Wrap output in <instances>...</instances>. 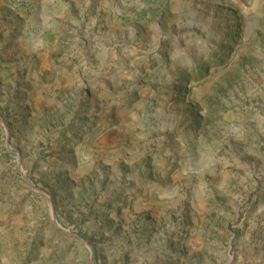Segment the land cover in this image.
I'll return each mask as SVG.
<instances>
[{"label": "rangeland", "instance_id": "374dc122", "mask_svg": "<svg viewBox=\"0 0 264 264\" xmlns=\"http://www.w3.org/2000/svg\"><path fill=\"white\" fill-rule=\"evenodd\" d=\"M0 118V264H264V0H0Z\"/></svg>", "mask_w": 264, "mask_h": 264}, {"label": "water", "instance_id": "95a60500", "mask_svg": "<svg viewBox=\"0 0 264 264\" xmlns=\"http://www.w3.org/2000/svg\"><path fill=\"white\" fill-rule=\"evenodd\" d=\"M0 122L3 124V126H4V128H5V130H6V133L8 134V130H7L6 126L4 125L3 120H2L1 118H0ZM8 148L16 153V155H17V159H18V162H19V165H20V164H21V163H20L21 158H20L19 153H18L15 149H13L10 145H8ZM20 169H21V172L23 173V175H24L26 181H27V182L33 187V189H34L36 192L42 193V194H44V195L47 197V199H48V201H49L50 209H51V214H52L53 220H54L55 224L57 225V227H58L59 229H61L62 231H64V232H66V233H68V234L74 236L75 238H77L79 241H81L82 243H84V244H85V245L91 250L92 248L90 247V245L88 244V242H86V241H85L84 239H82L81 237H79V236H77V235H75V234L70 233V231H68L67 229L63 228L62 226H60V225L58 224V221H57V219H56V217H55V214H54V208H53V204H52V201H51L50 197H49L46 193H44L42 190H40L39 188H37L36 185H35V184H34L29 178H27L26 173L23 171V169H22L21 166H20Z\"/></svg>", "mask_w": 264, "mask_h": 264}]
</instances>
